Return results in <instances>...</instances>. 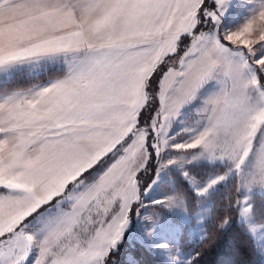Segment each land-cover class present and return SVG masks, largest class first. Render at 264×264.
<instances>
[{"label": "snow or ice", "instance_id": "6c2138e0", "mask_svg": "<svg viewBox=\"0 0 264 264\" xmlns=\"http://www.w3.org/2000/svg\"><path fill=\"white\" fill-rule=\"evenodd\" d=\"M247 2L225 30L229 0H0V264H122L134 216L166 264H200L233 225L264 261V0ZM153 193L198 248L153 241Z\"/></svg>", "mask_w": 264, "mask_h": 264}, {"label": "rangeland", "instance_id": "374dc122", "mask_svg": "<svg viewBox=\"0 0 264 264\" xmlns=\"http://www.w3.org/2000/svg\"><path fill=\"white\" fill-rule=\"evenodd\" d=\"M251 15V6L248 4L247 0H229L228 11L222 19V26L225 30H234L243 25L246 19L250 18ZM171 59L175 61L177 58L172 57ZM161 191H167V187L162 185ZM158 196V193H153L152 196L146 198L147 210L144 213V215L148 216H151L153 213L161 214L158 226L152 238L153 241H168L169 243H173L176 239H179L181 233H184L189 238H197L198 233L189 231V229L194 226L191 223L185 222L179 210H163L160 209L159 206L151 205V200L158 198ZM177 226H179V228H177ZM148 227H150V222L146 223L142 218L138 219L134 216L125 231L124 239L121 241L120 247L124 245L125 248H129L137 243L151 249L166 262L162 253L150 247L149 244L143 240V235ZM177 232L178 235H176ZM125 262V264H134L135 260L131 254L127 253L125 255Z\"/></svg>", "mask_w": 264, "mask_h": 264}, {"label": "trees", "instance_id": "16d2710c", "mask_svg": "<svg viewBox=\"0 0 264 264\" xmlns=\"http://www.w3.org/2000/svg\"><path fill=\"white\" fill-rule=\"evenodd\" d=\"M18 80L21 81V86H25L28 83L23 77L18 78ZM194 210L193 208L192 211ZM211 227L212 226L209 225V230H211ZM217 236L219 237L220 234L217 233ZM179 242L181 247L185 250L198 248L200 246L197 238H189L184 233L180 234ZM237 244H239L240 249H244V251L237 250ZM204 247L207 248V250L200 258V264H239V261H243L245 264H264V261H262L259 256L248 250L246 238L242 236L239 227L236 225H233L232 231L218 242L217 246L210 247L208 242H205ZM127 253L131 254L134 258V264H166L161 256L154 253L151 249L137 243L129 248H125L124 245L120 247L122 264L126 263L125 255Z\"/></svg>", "mask_w": 264, "mask_h": 264}]
</instances>
